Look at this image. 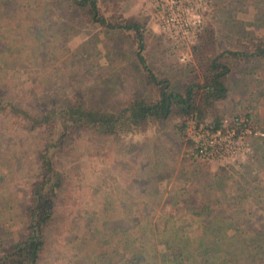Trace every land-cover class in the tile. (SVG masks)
<instances>
[{
    "label": "trees",
    "instance_id": "trees-1",
    "mask_svg": "<svg viewBox=\"0 0 264 264\" xmlns=\"http://www.w3.org/2000/svg\"><path fill=\"white\" fill-rule=\"evenodd\" d=\"M60 11L69 17L60 20ZM77 18L126 38L133 65L109 77L122 86L115 103H89L78 87L69 97H59L51 88H60L53 60L68 52L66 43ZM149 33L144 20L106 14L98 0H0V264H264V224L257 221V227H251L254 216L243 208L249 199L264 207V185L256 175L244 179L231 165L206 172L192 163L184 168L182 159L179 182L165 195L156 194L147 178L158 175L162 154L151 150L144 185L133 189H141L139 196H115L108 186L98 207L82 200L83 190L75 185L79 157H107L109 144L122 134L150 126L161 129L173 119H191L196 127L208 117L216 129L226 116L245 117L263 132L250 138L249 157L264 169V39H239L235 47L220 48L212 24L203 22L192 42L186 74L174 86L148 64L144 48ZM88 55L90 70L93 57ZM101 57L103 64L95 65L107 72L111 61ZM39 61L52 66L40 79L42 99L25 88L20 77L25 74L34 82L32 68ZM250 61L257 62L255 70L246 74L247 82L237 84L243 101L262 108H257L255 120L215 107L228 96L227 76ZM72 70L71 80L76 74L69 67ZM174 126L176 132L184 128ZM28 134L36 140L31 151L32 141L25 142ZM78 140L84 141V148L76 147ZM27 156L33 172L19 197L15 176L23 171ZM16 221L19 230L9 229L8 223Z\"/></svg>",
    "mask_w": 264,
    "mask_h": 264
},
{
    "label": "rangeland",
    "instance_id": "rangeland-1",
    "mask_svg": "<svg viewBox=\"0 0 264 264\" xmlns=\"http://www.w3.org/2000/svg\"><path fill=\"white\" fill-rule=\"evenodd\" d=\"M205 1L207 8L202 13V22L212 24L216 32L218 47H235L239 39L241 43L246 40L264 39L263 0ZM98 4L106 14L113 11L124 17L134 16L144 20L150 32L144 48L148 64L156 75H166L171 79L174 86L180 85L191 61L192 43H188V46L182 49V52L188 53V56L183 61L179 60L168 39L157 29L154 19L155 10L151 8L148 0H98ZM57 15L60 20L69 17V13L65 11H60ZM75 21L73 35L66 43L68 52L53 60V67H56L57 74L56 83L60 88L56 89L54 84H50L51 88L58 92L56 95L59 97H69L73 88L78 87L89 103L105 102L112 104L117 102L121 97V82H117L113 77L109 79V77L120 67L129 63L133 65V61L129 56L130 48L125 36L117 32H106L88 26L78 18ZM89 52L93 57L90 60L93 66L90 70L86 67L88 63L86 56H89ZM118 55L121 58H117ZM101 56H105L111 61L107 64L109 65L107 72L99 70L98 66L95 65L97 63L98 65L103 64L104 59ZM68 61H72L70 66H67ZM43 62L39 61L32 68L35 71V74H33L34 82H30L25 74H20L21 81L24 83L23 86L31 89L30 92L32 91L35 96H40V99L44 98V92L40 93V86L44 89V83H40V79L44 77L45 70L52 67H44ZM256 66V61H250L243 66L244 68L241 71L227 76L225 83L228 87V96L223 101L217 102L215 104L216 108L227 113V115L246 113L255 120L254 114L258 113V111L256 112L257 108H259V112H262V108L256 106L253 102L248 104L246 100L241 99L239 95L241 87L237 84V81L247 82L248 77H246V74L254 71ZM69 67L76 69L73 80H71V75H73L74 70L69 72ZM47 80V82L51 81L50 78ZM225 118L230 119L231 117L226 116ZM207 120H209L208 117L204 123H208ZM191 123L190 119L183 122L173 119L166 127L161 129L150 126L143 132L125 133L120 136L121 138L117 142L109 144L107 157H79L77 163L79 172L75 185L83 190L82 200L98 207L101 192L108 186L113 187L115 196L118 192L139 196L141 189L137 192L133 189L139 186L140 183L144 185L143 181L147 178L146 157L151 150L162 154L163 166L158 175L155 178H147L151 180V184H154L152 190L156 194L165 195L167 192L172 191L179 182L177 181L179 179L177 169L182 159H184V168H188L189 164L192 163L196 169L206 172H214L219 166L231 165L239 171V174L244 175V179L249 174L250 176L256 175L258 183L264 185L263 166L249 157L251 150L250 138L245 140L249 150L240 158L227 162L201 160L191 154ZM175 124L184 125L182 132H176L177 127L174 126ZM32 135L28 134L25 139V142L28 143L32 141L30 151L36 147L34 145L36 140L31 139ZM76 147L78 149L84 148V141L78 140ZM28 155L30 154L28 153ZM30 158L31 156H27V159L21 165L23 171L15 176V185H18L15 193L19 197L24 196V183L30 180L33 172V164L29 161ZM243 208L244 211L250 212L254 216L251 227H257L258 223L264 224V207L261 203H256V200H245L243 201ZM163 210L165 212L167 207L165 206ZM257 221L259 222L257 223ZM8 227L9 229L19 230L21 225L19 221H16V223L9 222Z\"/></svg>",
    "mask_w": 264,
    "mask_h": 264
},
{
    "label": "built area",
    "instance_id": "built-area-1",
    "mask_svg": "<svg viewBox=\"0 0 264 264\" xmlns=\"http://www.w3.org/2000/svg\"><path fill=\"white\" fill-rule=\"evenodd\" d=\"M155 10L157 29L176 51L179 60L188 56L183 48L192 43L202 25L205 0H148ZM191 120V119H190ZM190 126L191 154L201 160L227 162L244 156L249 146L246 138L261 137L263 132L252 127L242 116L223 118L218 128L209 123Z\"/></svg>",
    "mask_w": 264,
    "mask_h": 264
},
{
    "label": "crops",
    "instance_id": "crops-1",
    "mask_svg": "<svg viewBox=\"0 0 264 264\" xmlns=\"http://www.w3.org/2000/svg\"><path fill=\"white\" fill-rule=\"evenodd\" d=\"M157 26V25H156Z\"/></svg>",
    "mask_w": 264,
    "mask_h": 264
}]
</instances>
